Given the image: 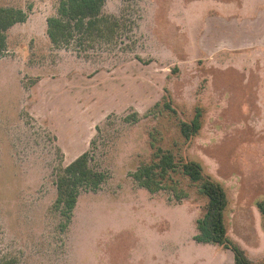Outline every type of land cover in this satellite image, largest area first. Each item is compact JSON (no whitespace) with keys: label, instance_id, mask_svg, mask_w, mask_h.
Here are the masks:
<instances>
[{"label":"rangeland","instance_id":"obj_1","mask_svg":"<svg viewBox=\"0 0 264 264\" xmlns=\"http://www.w3.org/2000/svg\"><path fill=\"white\" fill-rule=\"evenodd\" d=\"M58 1L0 0L28 15L0 53V264L235 258L197 238L209 198L188 160L221 183L228 236L261 264L264 0H106L116 41L90 50L51 42ZM85 152L105 177L68 217L56 173Z\"/></svg>","mask_w":264,"mask_h":264},{"label":"trees","instance_id":"obj_2","mask_svg":"<svg viewBox=\"0 0 264 264\" xmlns=\"http://www.w3.org/2000/svg\"><path fill=\"white\" fill-rule=\"evenodd\" d=\"M106 0H59L55 14L47 18V33L56 45L84 48L95 47L98 42H114L119 28V20L112 14L104 13ZM27 13L22 8L0 6V53L7 45V31L16 23L24 22ZM200 128L198 119L183 121L182 131L190 137ZM89 153L85 152L56 173L58 184L57 205L64 207L70 217L82 187L97 188L105 177L103 172L94 170L89 164ZM163 170L174 168L172 153L165 154L159 164ZM183 169L194 181H200L201 192L209 198L207 211L199 220V240L211 241L231 247L235 252V264H252L245 251L234 244L228 236L225 210L228 197L220 182L211 174L204 173L202 165L194 160L184 163ZM263 209V208H262ZM2 264H20L15 260H5ZM264 264V261L261 263Z\"/></svg>","mask_w":264,"mask_h":264},{"label":"crops","instance_id":"obj_3","mask_svg":"<svg viewBox=\"0 0 264 264\" xmlns=\"http://www.w3.org/2000/svg\"><path fill=\"white\" fill-rule=\"evenodd\" d=\"M196 264H235V258L231 253L223 252L214 259L205 257L198 260Z\"/></svg>","mask_w":264,"mask_h":264}]
</instances>
